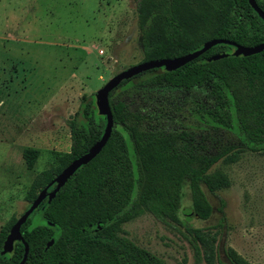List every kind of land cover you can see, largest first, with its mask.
I'll return each instance as SVG.
<instances>
[{
    "label": "trees",
    "instance_id": "16d2710c",
    "mask_svg": "<svg viewBox=\"0 0 264 264\" xmlns=\"http://www.w3.org/2000/svg\"><path fill=\"white\" fill-rule=\"evenodd\" d=\"M255 1L264 13V0ZM135 11L142 61L189 53L210 38L246 46L264 40V21L248 0H136ZM233 49L230 43H217L177 69H149L114 87L147 75L150 85L204 87L207 102L192 107L197 131L165 132L145 128L143 114L129 110L122 100L111 99L113 89L109 104L114 125L105 145L76 169L49 202L45 198L39 203L32 211H39L38 220L29 215L21 225L28 245L23 264H166L122 231V224L143 213L182 226L196 261L249 264L232 249L224 251L226 262L221 261L211 229L222 228L223 223L192 227L178 214L186 182L191 193L189 211L199 219L210 218L214 209L206 191L216 194L228 179L209 169L219 160L235 161L241 149L264 151V49L247 56H234ZM224 52L227 55L222 58L207 60ZM73 118L69 151H52L55 163L34 176L25 194L29 203L102 135L106 118L97 111L94 93L82 98ZM221 133L237 143L222 142ZM22 154L26 168L32 169L40 150L24 147ZM220 204L221 212L224 201ZM15 220L12 216L0 229V251ZM50 239L53 243L46 247ZM23 250L22 242L15 241L11 252L0 254V264L18 263Z\"/></svg>",
    "mask_w": 264,
    "mask_h": 264
},
{
    "label": "rangeland",
    "instance_id": "374dc122",
    "mask_svg": "<svg viewBox=\"0 0 264 264\" xmlns=\"http://www.w3.org/2000/svg\"><path fill=\"white\" fill-rule=\"evenodd\" d=\"M135 6L136 0H0V229L29 206L26 191L37 173L55 163L52 151H69V120L82 98L142 61ZM149 79L143 75L114 89L111 99L143 114L145 128L197 131L191 111L207 102L205 88L150 85ZM220 136L237 143L229 134ZM24 147L40 150L32 169L24 163ZM236 156L209 169L228 179L216 194L206 191L214 209L210 218L189 211L186 182L178 214L192 227L223 223L211 229L223 263L224 251L232 249L249 264H264V151L241 149ZM39 215L34 211L30 218ZM121 228L166 264H206L196 261L182 226L143 213Z\"/></svg>",
    "mask_w": 264,
    "mask_h": 264
},
{
    "label": "water",
    "instance_id": "95a60500",
    "mask_svg": "<svg viewBox=\"0 0 264 264\" xmlns=\"http://www.w3.org/2000/svg\"><path fill=\"white\" fill-rule=\"evenodd\" d=\"M250 6L258 13L260 17H262L264 21V13L258 7L255 0H248ZM227 42L233 45L234 49L232 54L234 56L238 55H251L258 53L264 49V40L262 43L256 45H241L234 42H230L221 38H210L204 41L198 49L191 51L189 53H185L180 56L176 57H165L160 59H152L151 60H144L138 62L136 64L130 65L129 67L119 71L115 75H113L110 79L106 81L99 89L94 92L95 98V106L97 111L100 115L105 116V125L103 128L102 135L98 140H96L85 153L79 155L78 157L74 158L70 161L59 173H57L53 179L48 182L42 189L39 191L32 202L29 203V206L16 218L15 222L10 226L7 235L2 243V249L0 254L3 255L5 253H9L13 249V244L15 241L22 242L24 246L22 258L18 263L15 264H23L27 258L28 254V245L23 239V236L20 231L21 225L26 221L27 217L32 213L34 209L37 208L39 203L47 198V202H49L58 192V190L65 184L68 178L79 168L81 165L86 164L90 161L97 153L102 149L105 145L106 141L108 140L110 133L112 131L114 121L112 110L109 104V93L116 88L123 80H127L143 71L164 67L166 71H171L174 69L179 68L180 66L184 65L185 63L193 60L194 58L198 57L200 54L207 51L209 48H212L213 45L217 43ZM227 54L224 53H215L207 57L208 61L216 60L219 58L224 57ZM52 186L51 189H49ZM53 243V239H50L46 243V247H49Z\"/></svg>",
    "mask_w": 264,
    "mask_h": 264
}]
</instances>
